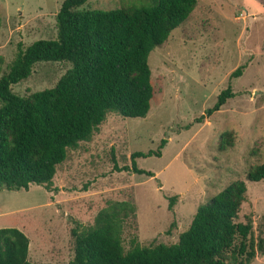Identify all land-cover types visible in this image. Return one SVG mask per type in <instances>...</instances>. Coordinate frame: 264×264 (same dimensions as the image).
<instances>
[{
	"label": "rangeland",
	"instance_id": "374dc122",
	"mask_svg": "<svg viewBox=\"0 0 264 264\" xmlns=\"http://www.w3.org/2000/svg\"><path fill=\"white\" fill-rule=\"evenodd\" d=\"M63 0H0L1 70L21 49L54 40L55 15ZM146 0H87L83 10L129 9ZM153 99L143 119L107 114L103 123L55 168L52 190L0 188V229L16 228L28 240L31 264H69L70 230L89 227L105 202L128 201L135 218L126 222L122 248L136 237L142 247L172 245L198 206L236 181L245 185L236 223L250 222L254 242L264 215V182L245 174L264 161V0H196L187 19L147 56ZM241 67L240 75L230 74ZM70 69L67 63H38L11 86L20 97L51 89ZM227 87L233 94L210 109ZM152 177L121 171L134 152ZM173 198L171 208L168 200ZM230 264V261L227 262ZM250 264H264V253Z\"/></svg>",
	"mask_w": 264,
	"mask_h": 264
},
{
	"label": "trees",
	"instance_id": "16d2710c",
	"mask_svg": "<svg viewBox=\"0 0 264 264\" xmlns=\"http://www.w3.org/2000/svg\"><path fill=\"white\" fill-rule=\"evenodd\" d=\"M87 0H63L55 15L54 40H38L17 51L1 70L0 57V188L27 191L30 185L52 190L56 166L67 150L89 141L107 114L143 119L153 99L147 56L161 46L196 5V0H146L129 9L83 10ZM64 62L70 69L51 89L28 97L11 92L38 63ZM241 67L230 74L240 75ZM229 87L214 105L195 119L200 123L232 97ZM165 141L147 153L130 154L121 171L152 177L135 160L159 156ZM249 183L264 182V161L245 174ZM245 185L225 186L196 208L187 229L172 245L142 247L136 237L122 248L127 221L135 218L132 202L107 201L89 227L70 230L69 264H250L264 253V238L256 242L250 222L236 223ZM173 198L168 200L171 208ZM264 233V215L262 217ZM28 240L16 228L0 229V264H31Z\"/></svg>",
	"mask_w": 264,
	"mask_h": 264
}]
</instances>
